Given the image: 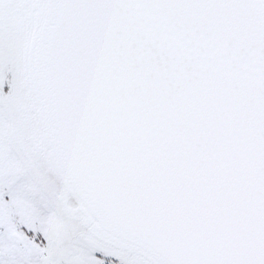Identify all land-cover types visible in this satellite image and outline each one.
<instances>
[{
	"label": "snow or ice",
	"instance_id": "1",
	"mask_svg": "<svg viewBox=\"0 0 264 264\" xmlns=\"http://www.w3.org/2000/svg\"><path fill=\"white\" fill-rule=\"evenodd\" d=\"M0 264H264V0H0Z\"/></svg>",
	"mask_w": 264,
	"mask_h": 264
}]
</instances>
